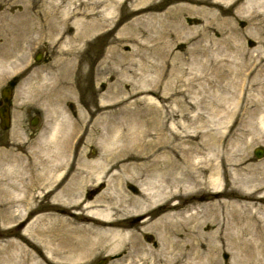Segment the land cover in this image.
<instances>
[{"label": "rangeland", "instance_id": "374dc122", "mask_svg": "<svg viewBox=\"0 0 264 264\" xmlns=\"http://www.w3.org/2000/svg\"><path fill=\"white\" fill-rule=\"evenodd\" d=\"M25 8L37 13V19L46 26V34H51L50 26L52 30L58 29V33L33 45L24 36L19 51L4 69L0 67L4 75L0 91L8 81L17 79L10 128L0 129V194L9 190L14 199L16 195L19 199L9 206H0V264H27V254L32 250L40 256L39 264L47 260L43 248L37 244V240L47 238L35 234L31 238L29 229L39 222L40 226L44 224L46 215L58 213L50 198L43 197L45 189L28 194L23 186L31 181L22 179L26 178L30 165L46 158L43 143L50 147L49 151L56 148L51 136L53 107L37 96L38 87L30 80L41 75L61 50L76 49L75 60H79L76 75L82 71H88L89 75L81 81L76 78L77 92L70 98L62 93V103L54 107L65 110L73 121L86 112L88 97L95 100V105H108V109L91 118L95 120L109 111V153L127 152L139 142L143 148H149L173 136L175 153L180 155L189 148L185 141L191 139L198 149H203L189 151L193 164L203 168L212 160L211 166H216L227 191L231 179L223 171L230 162L225 161L222 167L221 159L213 158V150L205 144L221 141L225 155L234 165L239 162L242 167L256 169L264 166V153L261 159L254 156L256 148L264 151V103L254 101L252 89L241 91L242 83L237 78L250 72L257 54L255 49L259 41L264 43V0H0V16L6 14L11 20L13 14ZM78 33L83 39L70 44V37ZM4 38L0 37L2 41ZM38 54L41 57L35 62ZM261 58L260 64L264 65V55ZM108 92L109 102L105 99ZM78 99L83 104L79 108ZM65 100L70 102L65 104ZM246 110L253 117H247ZM33 118L38 119L34 126L30 124ZM248 118L253 131L248 139V154L244 156L238 149L237 130ZM100 134L93 142H85L84 137L78 143L80 135L74 137L68 164L74 166L83 155L90 161H98L103 152L97 144L102 139ZM241 158L243 161H239ZM64 172L62 169L58 174ZM263 175L258 171L256 177ZM104 188L105 184L85 188L81 199L92 200ZM200 188L192 187L189 194L195 197L186 203L197 200ZM235 196L237 193H226L209 201ZM155 215L157 218L161 211ZM257 217H260L257 221L242 219L233 223L225 217L223 223L233 226L228 229L218 228L221 217L208 223L209 227L204 221H194L189 226L190 236L180 239L194 258H183L176 264H264V214L257 213ZM138 220L129 217L124 224L137 231L145 248L158 249L157 234L139 231ZM69 259L51 261L96 264L107 259V264H116L119 258L108 249H99L90 257ZM32 263H37L36 259ZM164 263L174 264L171 256Z\"/></svg>", "mask_w": 264, "mask_h": 264}, {"label": "bare ground", "instance_id": "6f19581e", "mask_svg": "<svg viewBox=\"0 0 264 264\" xmlns=\"http://www.w3.org/2000/svg\"><path fill=\"white\" fill-rule=\"evenodd\" d=\"M12 18L11 20L6 14L0 16V37H5L3 41L0 39V67L3 69L14 53L19 51L20 39L24 36L29 37L28 42L33 45L58 33V29L52 30L50 26L48 31L52 32L46 34V26L30 8L16 12ZM65 30L68 32L70 28ZM82 39L83 35L78 33L77 36L70 37L69 43L73 45ZM263 45L259 41L250 72L244 74V77H237L242 83L240 90L252 89L255 92L254 101L259 105L264 103V65L260 64L261 55H264ZM75 51L76 49L69 52L61 50L56 54L54 62L45 66L41 75L30 80L31 84L38 87L37 96L53 107L50 111L51 136L56 146L54 151H49L50 147L43 143L46 146V158L30 165L26 178L22 179L31 181L29 185L23 186L28 194L35 189H45L43 197L50 198L51 205L56 209L54 211L58 213L46 215L48 219H43L44 224L40 226L39 222L36 224L38 226L32 225L29 229V237L43 235L47 238L42 242L37 240V244L47 255V260L43 263L40 261V264H53L51 259L90 257L93 251L99 249H108L111 255L118 256L116 264H163L169 256L176 264L183 258H194L191 250L187 249L188 246L180 240L184 236H190L192 231L189 226L194 221L200 220L208 224L221 217L222 223L218 228H227L233 227V222L242 219H260L257 213L264 214V166L256 169L251 166L242 167L239 162L234 165L225 155L221 141L205 145L213 150V158L221 159L222 167L225 161L230 162L223 171L229 173L231 179L229 191L226 190L227 184L222 185L216 166L212 168V160L203 168H197L193 164L190 153L192 150L203 149H198L191 139L185 141L189 148L180 155L175 153L176 140L173 136L149 148H143V144L139 142L127 152L109 153V111L95 120L91 118L99 111L108 109V105H95V100L88 97L86 112L73 121L65 110L54 107L62 103V93H67L70 98L77 92L76 78L80 81L88 78V71L76 75L79 60H75ZM3 76L0 73V81ZM254 87L257 89L254 90ZM105 99L109 102V92ZM67 102L70 101L65 100V104ZM82 106L78 99L76 107ZM245 113L247 117H253L250 110ZM252 127L248 118L237 130L240 143L238 149L244 156L248 154V139L252 135ZM99 132L102 139H98L97 144L103 150L100 159L90 161L83 155L76 160L74 166L73 163L69 165L67 157L72 139L80 135L78 143L84 137L85 142H93ZM239 161H243V158ZM62 169L65 172L59 175L58 172ZM258 171L263 175L261 178L256 177ZM97 184H105L102 192L92 200L81 199V192L85 188ZM193 186L201 187V190L196 195L197 200L188 204L187 200L194 196L189 194ZM226 193H237V196L209 201L217 196L223 197ZM0 195L2 207L9 206L18 199L17 195L14 199L9 190L1 191ZM176 199L179 200L178 203L173 202ZM204 199L208 201L199 203ZM157 211H161V215L156 218ZM129 217L139 219V231H153L157 234L160 241L158 249H147L140 243L137 231L124 224ZM225 217L232 223L224 224ZM38 258V253L32 250L27 254L26 262L34 264L32 261L36 259L35 264H39Z\"/></svg>", "mask_w": 264, "mask_h": 264}, {"label": "water", "instance_id": "95a60500", "mask_svg": "<svg viewBox=\"0 0 264 264\" xmlns=\"http://www.w3.org/2000/svg\"><path fill=\"white\" fill-rule=\"evenodd\" d=\"M10 89L6 88L2 91V98L4 100V105L0 108V119H1V127L2 129H7L8 128V122H9V114H8V107L7 104L10 100ZM34 124V122H33ZM257 157H260L261 152L256 151L255 152ZM105 261L100 262L99 264H104Z\"/></svg>", "mask_w": 264, "mask_h": 264}]
</instances>
